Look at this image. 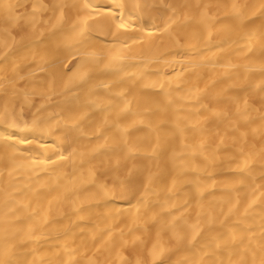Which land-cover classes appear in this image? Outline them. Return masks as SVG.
Returning a JSON list of instances; mask_svg holds the SVG:
<instances>
[{
	"label": "bare ground",
	"instance_id": "bare-ground-1",
	"mask_svg": "<svg viewBox=\"0 0 264 264\" xmlns=\"http://www.w3.org/2000/svg\"><path fill=\"white\" fill-rule=\"evenodd\" d=\"M0 264H264V0H0Z\"/></svg>",
	"mask_w": 264,
	"mask_h": 264
}]
</instances>
